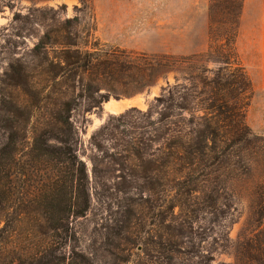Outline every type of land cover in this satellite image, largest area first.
Returning <instances> with one entry per match:
<instances>
[{"label": "trees", "instance_id": "trees-1", "mask_svg": "<svg viewBox=\"0 0 264 264\" xmlns=\"http://www.w3.org/2000/svg\"><path fill=\"white\" fill-rule=\"evenodd\" d=\"M229 4L224 13L226 20H216L215 8L210 14L211 23L224 27L223 43L217 48V62L222 65L217 71L212 70L214 77L190 74L184 77L188 84L169 87L155 100L154 108L160 110L159 154L148 152L143 140L136 143L123 140V145L107 148L106 138L113 131L124 136V131L113 124L116 118H110L91 136L90 144L95 151L91 157L92 173L100 186L119 178L120 186L136 188L143 184L148 191L178 189V196L184 191L183 194L189 193L196 199L199 191L190 189L191 184H203L207 170L220 164V159L242 155L261 140L247 126L243 106L239 104L240 95L247 90V78L237 64L234 50L241 4L236 0ZM13 20L18 23L21 15L16 13ZM71 24V20H66V25ZM64 39L60 42L46 33L33 49L38 60L36 68L32 67L36 76L29 74V63H23L20 66L23 79L15 82L24 89L32 105L27 102L16 105L15 120L4 126L7 137L0 143V264H97L75 250L73 223L89 211L91 195L88 167L77 153L79 136L71 121L76 108L74 91H70L80 90L78 97L88 101L86 111L91 112L96 107L100 110L110 97L140 91L161 73L175 68V61L167 55L157 58L107 51L96 44L88 49V44L80 46L70 36ZM140 62L141 69L137 67ZM91 72L95 74L93 82L84 84L83 77ZM41 77H46L47 95L42 91ZM120 78L122 88H117L115 83ZM197 81L203 87L200 94L206 96L203 115L198 116L191 107L197 98ZM101 88H105L104 93H100ZM218 93H224V98L218 99ZM176 98L182 102L176 104ZM44 100L48 101L45 108L49 119L33 129L28 151L24 152L26 134H19L29 128L34 113L44 108ZM133 114L140 112L131 109L120 119ZM142 116L147 120L152 112ZM17 122L21 124L16 125ZM116 170L120 173L113 177ZM217 205L211 198L212 214L218 212ZM177 206L181 207L167 205L158 215L149 214L145 230L134 232V227L127 224L119 244L120 248L127 247L117 257L118 264H128L133 257L138 258L139 264H177V258L185 254V243L179 239H183L184 228L190 225L186 216L175 215ZM156 216L166 234L157 233ZM23 225L26 229H22ZM235 251L237 264H264V198L242 230Z\"/></svg>", "mask_w": 264, "mask_h": 264}, {"label": "rangeland", "instance_id": "rangeland-1", "mask_svg": "<svg viewBox=\"0 0 264 264\" xmlns=\"http://www.w3.org/2000/svg\"><path fill=\"white\" fill-rule=\"evenodd\" d=\"M236 1L240 2L241 9L234 50L237 64L247 78V90L240 95L239 104L243 106L247 126L261 140L242 155L220 159V164L207 170L203 184H191L190 189L199 191L195 199L189 193L183 194L184 191L178 196V189L148 191L143 184L136 188L120 186L119 178L100 186L92 173L91 157L95 151L90 139L110 118H116L113 124L119 131H124V136L113 131L106 138L107 148L123 145V140L133 143L143 140V147L148 152L159 154L160 110L154 108L155 100L165 89L186 84L184 77L190 74L214 77L212 70L215 72L222 65L217 62V48L223 43L224 27L211 23L210 14L215 8L216 20H226L224 13L231 0H0V143L7 137L4 126L9 125V120H15L16 105L26 102L32 105L24 89L15 82L23 79L20 77L23 63H29V74L36 76L32 67L36 68L38 60L33 56V49L46 33L60 42L70 36L80 46L88 44V49L96 44L107 51L119 50L157 58L167 55L175 61V68L158 75L152 84L119 98L110 97L102 103L100 110L96 107L91 112L86 111L88 101L78 97L81 91H70H74L76 108L71 121L79 136L77 153L87 164L91 195L89 211L73 223L75 250L96 260L97 264H118L117 257L127 247L120 248L119 245L127 224L134 227V232L145 230L149 214L158 215L164 206L172 204L181 205L176 207L175 215L186 216L190 221V227L184 228L183 239H179L185 243V254L177 258V264H237L235 250L239 236L260 199L264 198V0ZM16 13L21 15L18 23L13 20ZM66 20H71L72 24L66 25ZM137 67H143L141 62ZM205 69L211 72L203 73ZM94 77L93 72L87 73L83 77L84 84L93 82ZM40 79L42 91L47 95L46 77ZM155 82L158 84L151 97H139V106H129L126 97L141 93ZM196 85L197 98L191 107L198 116L203 115L206 96L200 94L202 84L197 81ZM115 86L122 88L121 78ZM104 92L105 88H101L100 93ZM224 95L218 93L217 97L223 99ZM110 102L124 107L110 111L107 109ZM181 102L176 98V104ZM42 106L44 108L34 113L29 128L19 134H26L24 152L28 151L33 129L49 119L45 108L48 101L44 100ZM131 109L140 114L120 119ZM149 111L152 117L146 120L142 115ZM184 116L189 114L184 113ZM114 168L119 169L115 164ZM119 173L116 170L112 176ZM211 198L218 204L216 214L211 213ZM155 218L157 233L166 234L159 218ZM22 227L26 229L25 225ZM128 264H139V260L133 257Z\"/></svg>", "mask_w": 264, "mask_h": 264}, {"label": "water", "instance_id": "water-1", "mask_svg": "<svg viewBox=\"0 0 264 264\" xmlns=\"http://www.w3.org/2000/svg\"><path fill=\"white\" fill-rule=\"evenodd\" d=\"M158 82L154 83L153 85H151L150 87H148L147 89H145L144 91H142L141 93H136V94H132L128 97H126V100L129 101V106H139V101L138 98L140 97L141 99H146L149 98L153 95L156 86H157Z\"/></svg>", "mask_w": 264, "mask_h": 264}, {"label": "bare ground", "instance_id": "bare-ground-1", "mask_svg": "<svg viewBox=\"0 0 264 264\" xmlns=\"http://www.w3.org/2000/svg\"><path fill=\"white\" fill-rule=\"evenodd\" d=\"M123 107H124V105H119V104L114 103V102H110L107 104V109H109L110 111H113V112L121 110Z\"/></svg>", "mask_w": 264, "mask_h": 264}]
</instances>
